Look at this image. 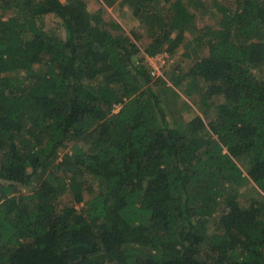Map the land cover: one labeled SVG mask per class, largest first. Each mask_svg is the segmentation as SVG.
I'll return each instance as SVG.
<instances>
[{"label":"trees","instance_id":"1","mask_svg":"<svg viewBox=\"0 0 264 264\" xmlns=\"http://www.w3.org/2000/svg\"><path fill=\"white\" fill-rule=\"evenodd\" d=\"M100 1L0 0V264H264V0Z\"/></svg>","mask_w":264,"mask_h":264},{"label":"rangeland","instance_id":"2","mask_svg":"<svg viewBox=\"0 0 264 264\" xmlns=\"http://www.w3.org/2000/svg\"><path fill=\"white\" fill-rule=\"evenodd\" d=\"M87 6L89 10H96L100 5V0H86ZM209 4V3H208ZM193 9V8H192ZM203 12V11H201ZM200 11L196 12L197 15V24L201 26L205 22L211 20L213 17L210 12L204 11L202 14ZM104 17L108 19H113L120 23L123 29L128 33L138 25L137 21L133 19L131 14L123 5H119V3H115L110 7H106V12ZM45 20L48 23L49 31L58 34L59 36L63 33L62 28L60 26L59 20L54 17L52 14H48L45 16ZM142 55L146 58V63L151 68L152 82L154 83V88L159 91L161 98L164 102V106L167 109V113L170 114L171 118H180L181 120H188L194 117L195 115H201L203 119L206 121L208 115L203 114V106L200 103L192 102L187 96L186 93L182 90L181 87L187 86V81L181 82V87L174 85V81L171 78V71H173L172 65L170 61H167V54L158 53L154 56H147L142 53ZM174 64V63H173ZM160 77L164 83L157 82V78ZM176 92V93H175ZM117 108V107H116ZM250 160L247 159L245 164L242 166L243 173H245L246 168L249 167ZM258 189L256 185L249 180L243 189H240L239 203L243 205L248 197H250L253 193L257 192ZM65 198L63 197V200Z\"/></svg>","mask_w":264,"mask_h":264}]
</instances>
